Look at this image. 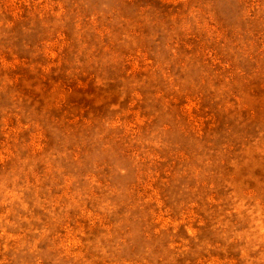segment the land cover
I'll return each mask as SVG.
<instances>
[{
    "label": "rangeland",
    "instance_id": "rangeland-1",
    "mask_svg": "<svg viewBox=\"0 0 264 264\" xmlns=\"http://www.w3.org/2000/svg\"><path fill=\"white\" fill-rule=\"evenodd\" d=\"M0 264H264V0H0Z\"/></svg>",
    "mask_w": 264,
    "mask_h": 264
}]
</instances>
